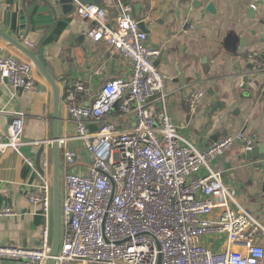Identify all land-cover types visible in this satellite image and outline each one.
<instances>
[{
    "label": "built area",
    "instance_id": "2783aa9c",
    "mask_svg": "<svg viewBox=\"0 0 264 264\" xmlns=\"http://www.w3.org/2000/svg\"><path fill=\"white\" fill-rule=\"evenodd\" d=\"M77 15L95 23L89 36L105 41L112 52L131 65V76L106 82L99 91L81 80L68 87L65 112L76 124V135L60 139L64 147L65 200L62 205L63 238L55 264H264V226L237 200L212 164L237 144L255 149V139L244 131L225 136L204 150L185 139L164 105L169 78L155 65L162 50L148 44L130 3H120L110 22L98 5L73 0ZM262 3L254 0L252 9ZM256 72L264 64L251 57ZM101 65L96 74L104 73ZM38 82L32 61L18 55L0 56V83L15 91L31 92ZM203 92L188 99L198 109ZM25 113L16 112L7 130L0 128V153L45 142H26ZM133 125L122 126V121ZM95 123L97 131L89 125ZM83 143L90 157L88 171L75 172L78 157L67 141ZM43 169L49 170L45 159ZM202 170L205 176H200ZM52 187L44 184L31 197L50 216ZM12 216L11 209L0 217ZM224 238V240H222ZM211 241V246L207 241ZM52 233L42 232L38 249L0 247L5 259L21 264H48ZM221 246L220 251L215 246Z\"/></svg>",
    "mask_w": 264,
    "mask_h": 264
},
{
    "label": "crops",
    "instance_id": "0c3cea01",
    "mask_svg": "<svg viewBox=\"0 0 264 264\" xmlns=\"http://www.w3.org/2000/svg\"><path fill=\"white\" fill-rule=\"evenodd\" d=\"M52 1L0 0V30L19 41L27 23L31 33H39L36 44L22 43L39 57L61 89L59 133L60 139H69L76 135V124L63 102L72 82L81 80L99 91L106 82L130 77L131 65L105 41L92 40L89 31L95 23L81 19L75 4L65 14L57 6L52 11L47 4ZM120 3L132 5L135 18L146 24L148 44L162 50L155 65L169 78L165 89L168 97L157 109H167L180 134L200 150L239 131L255 139L257 154L253 159H247L245 146L237 144L212 167L222 173L224 184L235 190L238 202L264 226V71L256 72L251 63V57H257L264 64V0L256 10L252 9L254 0H98L95 5L104 7L114 22ZM211 3L214 12L207 10ZM14 54L29 60L0 39V56ZM101 65L106 69L98 75L96 69ZM36 75V87L27 93L0 83V128L7 130L14 113H25L26 142L53 138V91L37 69ZM200 91L204 99L191 111L188 99ZM133 123L134 119L122 121V126ZM89 129L95 132L97 125L91 123ZM44 144L41 165L49 160L47 172L38 169L40 146L0 153V210H12V216L0 217V247L38 249L46 226L53 235V149L52 143ZM67 148L78 157L74 171L87 172L90 157L83 143L68 140ZM60 149L62 240L66 169L64 147ZM205 175L202 170L200 176ZM47 176L52 187L48 220L42 206L31 202ZM258 240L264 245V237ZM207 245L211 246L209 239ZM220 249L215 246V250ZM0 264L21 263L5 259Z\"/></svg>",
    "mask_w": 264,
    "mask_h": 264
},
{
    "label": "water",
    "instance_id": "95a60500",
    "mask_svg": "<svg viewBox=\"0 0 264 264\" xmlns=\"http://www.w3.org/2000/svg\"><path fill=\"white\" fill-rule=\"evenodd\" d=\"M79 3L82 5H92L98 4V0H79ZM48 6L54 11V7L57 6V9L61 13V9L65 14L69 13L74 9L73 0H53L52 2H47ZM200 4V3H199ZM198 6V3H195ZM214 5L211 3L208 6L209 12H214ZM140 29L144 32H148L145 22H140ZM39 33L30 32V24L27 23L26 30L23 34L22 41L16 40L11 36L0 30V39L6 42L10 47H13L30 61L33 62L38 72L46 80V82L51 86L53 91L54 98V113H53V138H52V149H53V235H52V244H51V256L48 264H55L54 257L58 253V249L61 241V149L59 145V140L61 138L59 133V123H60V110H61V89L50 76L47 69L39 59V57L26 45L22 42L26 41L27 43L36 44ZM156 64V63H155ZM249 80H252V77H249ZM45 144L40 145V151L38 155V169L42 172L43 167L41 165V160L44 154ZM257 154V150L253 149L252 151L247 152V159H253Z\"/></svg>",
    "mask_w": 264,
    "mask_h": 264
},
{
    "label": "rangeland",
    "instance_id": "374dc122",
    "mask_svg": "<svg viewBox=\"0 0 264 264\" xmlns=\"http://www.w3.org/2000/svg\"><path fill=\"white\" fill-rule=\"evenodd\" d=\"M64 192V186H62V193ZM62 233H63V230H62Z\"/></svg>",
    "mask_w": 264,
    "mask_h": 264
}]
</instances>
